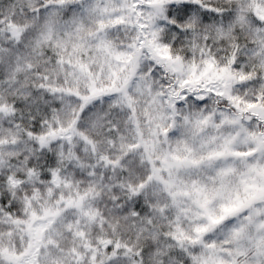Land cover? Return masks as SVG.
<instances>
[{
	"label": "snow or ice",
	"instance_id": "snow-or-ice-1",
	"mask_svg": "<svg viewBox=\"0 0 264 264\" xmlns=\"http://www.w3.org/2000/svg\"><path fill=\"white\" fill-rule=\"evenodd\" d=\"M0 264H264V0H0Z\"/></svg>",
	"mask_w": 264,
	"mask_h": 264
}]
</instances>
